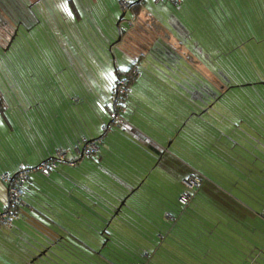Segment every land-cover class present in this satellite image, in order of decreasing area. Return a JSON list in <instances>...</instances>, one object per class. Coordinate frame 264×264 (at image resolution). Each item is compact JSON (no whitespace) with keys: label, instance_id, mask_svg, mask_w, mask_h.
<instances>
[{"label":"trees","instance_id":"trees-1","mask_svg":"<svg viewBox=\"0 0 264 264\" xmlns=\"http://www.w3.org/2000/svg\"><path fill=\"white\" fill-rule=\"evenodd\" d=\"M108 1L67 0L65 4L64 0H46L34 12L37 19L29 13L32 25L12 26L8 41L0 45L4 48L0 49V74L6 73L10 82L8 94L0 77V122L19 128L23 146L38 156L35 166L21 161L12 165V172L0 167V191L6 200L0 214L9 207L1 174L13 176L23 168L36 169L23 186L15 218L9 226H0V264H264V247L224 218L230 216L225 201L200 193L203 181L196 174H203L204 165L211 170L209 161L228 164L236 169L232 181L237 188L251 191L253 200L254 193L264 200V168L260 166L264 159L256 152L258 147L264 150V80L242 53L241 46L248 40L224 42L219 21L227 13L207 9V0H123L125 10L118 0L114 12ZM198 2L209 16L181 28L184 19H178L177 10L196 13ZM142 11L154 20L153 39L139 40L137 49H129L133 34L140 36L146 30L143 25L137 27ZM37 27L43 47L30 38ZM231 29L235 33L238 28ZM195 32L211 35L205 51L195 47ZM195 49L213 55L200 57ZM39 66L43 75L37 72ZM65 71L72 93L54 79ZM41 79L51 80L56 98L43 96L35 84ZM245 87L259 103L257 108L246 101L238 106L225 95ZM59 112L60 127L53 120ZM115 117L118 122H113ZM46 120L52 121L50 129ZM22 121L28 128L21 126ZM123 130H138L145 136L141 142L131 139L128 153H132H125L126 157L103 140L105 134L120 135ZM118 137L115 142H128ZM95 139L99 140L95 151L75 152V159L66 157L57 163H75L72 168L78 176L63 173L69 187L53 179L54 170L47 176L37 171L53 158L55 150L73 143H80L75 147L82 149L83 143ZM168 142L188 154L196 172L180 178L178 189L177 179L170 180L160 164L170 150ZM231 153L245 158L234 156L233 161ZM254 161L260 162L256 169L246 167ZM190 176L201 180L193 191L183 184ZM185 192L190 199L182 205L177 199ZM226 194L235 197L229 191Z\"/></svg>","mask_w":264,"mask_h":264},{"label":"rangeland","instance_id":"rangeland-1","mask_svg":"<svg viewBox=\"0 0 264 264\" xmlns=\"http://www.w3.org/2000/svg\"><path fill=\"white\" fill-rule=\"evenodd\" d=\"M30 1L31 2H34L35 0H30ZM100 1L101 0H96V2H100ZM117 2H118V0H110V1H108V7H109V9L112 12H114L115 11V8L118 7V3ZM120 5H121V8L123 10H125L126 7H127V3L124 2L123 0L120 1ZM201 6H202V4L198 2V4H196V7H195L197 12L196 13H193V14L190 11L186 10V13H187L186 14L187 15V18L186 19H188L190 21H186L184 19V22H183L184 24H182L183 27H181V28L184 29V26L185 27L188 26L187 25L188 22L196 21L197 19H199V17H208L206 15V11H208L207 10L208 8L203 10V8ZM177 11H179V10H177ZM231 21L234 22L232 19H231ZM153 22H154L153 18L151 16H149L146 13V11H142L140 13V15L138 16V25H137V27L140 26V25H143V26H145L146 30H143V33L140 36H138L136 34H133V37H132L133 43L129 47V49H132V48L137 49L139 47V40H142V41H145L146 43H148L149 41H151V39H153V37L150 34L152 32L151 26H153L152 25ZM219 22H220V25L222 26L223 31H227L226 25L223 22H221V21H219ZM228 22H230V21H226V23H228ZM12 30H13L12 29V26H10V25H8L6 27L0 26V45L4 46L6 44V42L8 41V39H9L11 33H12ZM36 30H39V27H37L36 29L35 28L33 29L34 35L36 37L32 35V37H30V38H33L35 41H37L39 47H43V41H42V39H40L41 37L39 38V36L37 35V31ZM161 30H162V33L163 34L166 33V31L164 29H161ZM179 31L184 33L186 30H184V31L183 30L182 31L179 30ZM210 37H211V35L210 36H207L206 34H201L199 32H195V36L193 37V39H195V40H197L198 42L201 43V44H199L197 41H194V43L197 42L196 45H195V47L199 46L198 49L205 51L208 48V44H211V43H209L211 41L210 40ZM211 39L213 40L214 38H211ZM170 42L173 43V44H175L173 39H171ZM48 43H49V45L52 46V44H51L50 41H48ZM243 48H244L243 49L244 50V54L247 55V57L250 60H252V62L255 65L256 71H254V72H256L258 74L259 79L264 80V63H262L261 61L258 60V58H261V57H262V59L264 58V46L261 49L260 47H257V45L255 44V45H253V47H251V45H245V47H243ZM216 50H219V49H216ZM45 51L46 52H44V54L46 56L49 55L48 51L47 50H45ZM194 52L195 53H198V56H200V57L202 55H206V56L213 55V52L202 53V51L201 52H197L196 49L194 50ZM49 58H52L53 59V56H49ZM51 65H53V64H51ZM0 71H1V69H0ZM37 72L43 75V71L41 70L40 66L38 67ZM0 77H1L2 81L4 82L2 84V86L3 87L6 86V91L9 94V85H10V82L8 81V78H7L8 76L6 75V73H3V74H0ZM54 79H56L60 84H64L65 85V88H66V90H67L68 93H69V91L71 93L73 92V90L70 88V84H69L70 78H69V75H68V73L66 71L63 72V73L60 72L59 75L58 76H55ZM236 79L239 80L240 82L243 81L241 79V77H239V78L236 77ZM35 84L39 87V89H42L43 90V96H46L48 98H51V97L56 98V96H55L56 95L55 94V87L52 85L51 80H49V79H46V80L41 79L40 82H37ZM257 86H261V85H257ZM248 89H249V87H245L244 90H243V88H236V89L233 88V89L227 91L225 95H227V97H229L233 101H235L238 106H244L243 102L246 101V104L247 105H250V103L251 104L253 103L254 106L257 108L258 105H259V103L257 105L253 101V98L249 97V95H252L253 93H252V91L249 92ZM43 99L44 98H42L41 101H43ZM52 100L53 99H51V101ZM74 102H76V101H74ZM10 108L11 109H13V108L16 109L15 108V105H11ZM61 117H62V115L59 112L58 113V119H56V118L53 119V120H58L57 121V125L59 124V122L62 121ZM18 118L20 119V121L22 120V117H21L20 114H19ZM113 122H118V118L115 117L113 119ZM21 123H22L21 126L24 129L28 128L25 125V121L24 122L22 121ZM131 123H133V122H131ZM45 124H47L48 128L50 129V127L52 126V121L46 120V123ZM58 126L60 127V125H58ZM15 127L16 126L13 125V128H10V127L7 128L3 123L0 122V167L3 168V169H7V170H9L11 172L14 169V167H12V165H14V164L17 165L21 161H25L26 163H27V161L30 162V163H34V162L31 161L32 160L31 159L32 158L31 157L32 152L30 151V149L28 147H26V145L23 146L24 143L22 142V134H21L19 128H17V127L15 128ZM40 128H41V132H42L41 133V136H42V134H45V132H44L45 125L40 126ZM56 128H58V127L56 126ZM36 129H37V127H36ZM51 130H52L53 133H56V131H55L54 128H51ZM123 132L125 134L122 133V132H120L121 133L120 135H118L116 133L109 132V133H107V134L104 135L103 140L105 141L104 142L105 144L111 143V145L114 146L115 151H118L121 155H124L126 157L127 155L125 153H128V151L130 150V148L132 149V147H133V145H132L133 143L131 141L133 140V135L134 134L132 132H130V131H124L123 130ZM28 133H29V130H28ZM126 134H127L128 138L125 137ZM121 135H122L123 138L126 139V141H128V142L124 143L123 145L120 142H115V140H114V138H116L118 136H119L118 138H122ZM99 140H101V137L99 138ZM56 141H58L57 138H56ZM138 143H139V141H138ZM86 144H88V143H85L84 146ZM96 145H98V143H96ZM120 145H122L123 147H125V149H123L125 152L122 150V148H119ZM167 145L170 146V142H168ZM103 147L104 146H102V148ZM256 147H258V146H256ZM93 150L95 151L96 149H92L90 151L92 152ZM119 150H121L123 153H121ZM181 150L182 149L180 147V151ZM180 151H178L177 148L174 147V145H172V146H170V150L168 152L166 151L164 157H162V159L160 160V164L162 165V169L165 170L166 173L168 172V174L171 175L170 176L171 177L170 180L177 179L176 182L173 180L175 182L174 183L175 184V188H177V189H178V186L176 184H178L177 181L180 178L185 177L187 174H189L190 172H193V171H194L193 173H196L195 170L191 169V166L190 165L193 162L190 163L189 160L187 159L188 154L185 151H183V150L181 151V153H180ZM257 151H259L260 154L261 153H264V150L261 149V148H259V147L257 148L256 152ZM259 152H258V154H259ZM237 154L239 155V153H237ZM260 154L258 156L259 157H263V159H264V154H261V155ZM111 155H112L113 158H115V159L117 158L116 156H114V154L111 153ZM150 155L153 156L152 158H154V154H150ZM234 156H236L235 153H231V159ZM118 157L121 158V159H123L119 155H118ZM155 157H157V156H155ZM243 158H245V157H242L241 155L236 156V159H239V160H241ZM244 161L245 162H243V163L246 164L247 163L246 160H244ZM171 162H172V165L176 164L173 168L170 167ZM177 163H178V165L180 164L181 166H183V168H184L183 172H180L179 171V169L177 168ZM259 163L257 161L255 163H251L253 165H251V164L248 163L246 165V167L247 168L256 169L255 167L258 166ZM210 164L213 166L215 163H213V161H209V165ZM202 165L203 164H201V162H199V166L201 167ZM241 165L242 164H240L239 167L242 170H244L243 165L242 166ZM260 166L262 168H264V162L262 164H260ZM204 167L205 168L201 170L203 174L196 173L198 176H200L202 178L203 188H209L210 186H213L212 185L213 182L217 183V181L219 180L218 179L219 178L218 175L219 174L224 175L225 173H227V171L225 172V169L226 170H230L231 174H234L235 177H236V172L232 171L231 170L232 168L229 167L228 164H223L222 166H218V168H216V169H212L211 168V170H209V166H205L204 165ZM61 168H62L61 167V164H59L56 167V169H54V171H55L54 173L55 174L53 176H56V174H58V176L64 177ZM171 171L173 173H171ZM237 173H239V172H237ZM69 183H70V181H69ZM69 186L70 185H67L65 187H69ZM64 190H68L69 191L68 188H66ZM254 196L255 197H253V198L258 200V201L254 200V202L259 205V208L256 209V210H259L258 213H260L261 207L264 204V200L261 198V196L259 194H255L254 193ZM177 201H179V200L177 199ZM263 213H264V210L261 211V214L262 215H264Z\"/></svg>","mask_w":264,"mask_h":264},{"label":"crops","instance_id":"crops-1","mask_svg":"<svg viewBox=\"0 0 264 264\" xmlns=\"http://www.w3.org/2000/svg\"><path fill=\"white\" fill-rule=\"evenodd\" d=\"M197 1V0H195ZM208 1V9H211V7L217 8L220 12L223 11V13H227L223 16V23L228 27V31H225L224 35V42L225 39H234L237 41H245L244 45L241 46L242 53L244 55V48L245 45H257V47L264 46V0H207ZM220 5L221 8L218 6ZM182 10V9H181ZM179 10L178 19L181 21L187 18V13L185 11ZM181 11V12H180ZM216 15V13H214ZM206 15H208L206 11ZM213 16L214 18L218 19L217 17ZM209 16V15H208ZM221 16V14H220ZM230 16V17H229ZM222 17V16H221ZM231 19L234 21L232 22ZM226 21H230L226 23ZM238 28L235 33L232 31V27ZM215 28V27H214ZM219 34L220 32L216 30ZM215 31V35L217 36ZM247 57V55H245ZM264 59V58H263ZM261 58H258L259 61L264 63V60ZM252 61V60H251ZM133 138L139 139L141 142L143 138L145 137L144 134H142L138 130H134L133 132ZM102 136H99L97 139H99ZM82 138V137H81ZM96 140V139H95ZM82 141V140H81ZM79 140V142H81ZM74 145L72 147H63L67 152V159H75V152L73 148L76 145H80V143H73ZM84 143L82 144L83 147ZM76 148V147H75ZM74 148V149H75ZM159 150H162V148L158 147ZM106 152L109 156H111L110 152L106 149ZM77 153V152H76ZM132 153V152H129ZM128 153V154H129ZM163 154V153H162ZM31 161L34 163H30L27 161L28 166H35L38 162V156L34 153L31 155ZM26 163V162H25ZM220 162L215 160V164L213 165V169L218 168ZM69 165V166H68ZM61 165V170L64 173V175H73L78 176V173L75 168H72V165L68 163ZM178 165V164H177ZM22 166V165H21ZM175 165L170 164V167H174ZM181 167V165H179ZM179 169V167L177 166ZM232 171L236 172L234 168L231 169ZM227 170L225 169V172ZM192 174H195L191 172ZM190 173V174H191ZM55 173H52L51 176L56 182H59L63 186L70 185V183L67 181L65 177H60L58 174L56 176H53ZM196 175V174H195ZM233 175V176H232ZM219 180L217 181V184H212L213 186H210L209 188H203L200 193H206L208 196L213 198L214 200H223L226 202L230 210L226 211L228 216H225L224 218L226 220L235 222L236 229H238L239 233L242 234L244 237L250 238L252 241H254L256 244H260L261 248L264 247V217H262L261 211L258 213L259 210H256L259 208V205L254 202L251 196H249V193L251 191L243 190L242 187L237 188V183L234 184L233 177H235L234 174H227L224 175L219 174ZM219 186H222L225 191L220 189ZM226 191H229V193L233 194L235 197H231L230 195L226 194ZM253 192V191H252ZM209 197V198H210ZM224 198V199H223ZM258 201L257 199H255ZM6 203L4 193L0 191V206L3 207ZM264 205V204H263ZM262 205V206H263ZM1 209V208H0ZM262 210V207H261ZM228 217V218H226Z\"/></svg>","mask_w":264,"mask_h":264},{"label":"built area","instance_id":"built-area-1","mask_svg":"<svg viewBox=\"0 0 264 264\" xmlns=\"http://www.w3.org/2000/svg\"><path fill=\"white\" fill-rule=\"evenodd\" d=\"M122 100V99H121ZM96 143H99V140L90 141L88 144L83 146V148H75L74 150L77 153H87L92 149H96ZM67 152L64 149H57L54 153L53 158L48 160L42 166L37 168L42 175L47 176L52 170L56 169L57 163H62L66 160ZM74 165L75 163H71ZM36 171L34 168H23L20 169L16 174L10 176L8 173L4 172L1 174V180L7 184V197L9 207L8 209L0 214V226L6 227L9 226L11 221L15 218V206L19 203V200L23 193V186L29 181L30 176ZM185 188L189 191L198 189L201 185V180L196 176H190L184 183ZM190 199V194L188 192L183 193L179 202L184 205L187 204Z\"/></svg>","mask_w":264,"mask_h":264},{"label":"flooded vegetation","instance_id":"flooded-vegetation-1","mask_svg":"<svg viewBox=\"0 0 264 264\" xmlns=\"http://www.w3.org/2000/svg\"><path fill=\"white\" fill-rule=\"evenodd\" d=\"M45 1L46 0H35L34 2L30 0H0V26L32 25L33 19L30 18L29 13L36 18L34 12H38L40 6L43 5ZM47 1H52V3H54V0ZM0 49L4 50L2 47H0ZM2 93L0 92V103Z\"/></svg>","mask_w":264,"mask_h":264},{"label":"water","instance_id":"water-1","mask_svg":"<svg viewBox=\"0 0 264 264\" xmlns=\"http://www.w3.org/2000/svg\"><path fill=\"white\" fill-rule=\"evenodd\" d=\"M138 1H140V0H137V2H138ZM124 14H125V13L122 12V14L120 15V17H119V19H118V21H117V24L121 21V19H122V17L124 16Z\"/></svg>","mask_w":264,"mask_h":264},{"label":"snow or ice","instance_id":"snow-or-ice-1","mask_svg":"<svg viewBox=\"0 0 264 264\" xmlns=\"http://www.w3.org/2000/svg\"><path fill=\"white\" fill-rule=\"evenodd\" d=\"M64 2H65V4L67 3V0H64ZM69 15H71V12L69 11V13H68Z\"/></svg>","mask_w":264,"mask_h":264}]
</instances>
